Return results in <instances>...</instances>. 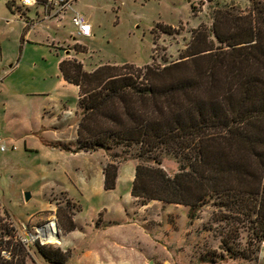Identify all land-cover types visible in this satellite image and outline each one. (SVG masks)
I'll use <instances>...</instances> for the list:
<instances>
[{"label": "rangeland", "instance_id": "obj_1", "mask_svg": "<svg viewBox=\"0 0 264 264\" xmlns=\"http://www.w3.org/2000/svg\"><path fill=\"white\" fill-rule=\"evenodd\" d=\"M5 1L0 0V137L6 140L5 151H0L1 256L8 257L2 250L6 251L7 242L14 239L26 242L27 264H46L35 244L47 250L59 248L67 252L64 264H264V241H254L247 224L225 219L233 215L219 208L218 199H209L193 220L187 217V207L157 201L135 202L128 195L137 163L132 158L118 164L117 193L116 190L104 192L101 171L111 163L110 158L103 151L71 154L44 146L40 137L62 140L65 134L57 129L40 130L56 122L44 116L47 102L31 96L46 89L51 90L52 96L60 93L70 101L76 98V91L71 87L52 89V83L47 85L55 80L58 56L56 50L48 46L50 41L44 39L48 34L56 37L60 44L65 40L70 42L74 32L70 23L73 12L82 13L92 26L91 39H81L84 44L68 46L70 49L79 47L77 52L82 54L72 59L88 72L105 64L142 67L175 62L190 41L192 29L200 24L211 27L214 10L243 12L251 3L247 0H72L60 25L56 20L39 21L31 38L39 42L29 44L23 51L18 50L16 40L23 23L20 20L7 22L10 15L5 11ZM190 4L194 7L193 13ZM27 9V16L34 22L42 19V7ZM157 23L177 30L169 36L155 29V50L151 31ZM64 50L66 46L62 47ZM18 61L19 69L7 78L8 64ZM77 115L79 119L80 111ZM72 135L74 133H67V137ZM36 144L43 150L37 152L33 146ZM63 144L73 149L75 143L63 141ZM162 168L172 175L178 166L172 158L166 157ZM62 183L72 196L79 188L82 198L78 195L70 198ZM25 192L31 195L28 202L24 200ZM97 215V222L103 220V226L111 228L108 235L111 244L99 248L102 260L94 256L95 250L89 245L90 240H97L93 231L89 235L74 231L66 240L69 246L63 244L69 220L76 221L81 230L86 224L93 229V218ZM50 220L57 226L59 243L43 244L39 237L32 240L30 236L36 235L37 228ZM101 233L106 234V231ZM105 250L110 255L120 252L111 259L109 254L105 255ZM84 253L91 255L80 257Z\"/></svg>", "mask_w": 264, "mask_h": 264}, {"label": "trees", "instance_id": "obj_2", "mask_svg": "<svg viewBox=\"0 0 264 264\" xmlns=\"http://www.w3.org/2000/svg\"><path fill=\"white\" fill-rule=\"evenodd\" d=\"M247 1L243 12L214 10L211 27L192 29L172 63L105 64L87 72L75 59L60 61L62 78L78 88L81 117L74 148L52 147L103 151L111 160L103 169L105 191L115 188L118 164L132 158L130 194L138 202L187 207L193 220L215 198L233 215L225 219L247 224L253 240L263 242L264 0ZM155 29L169 36L177 30L157 23L155 50ZM166 157L178 166L172 175L162 168ZM74 228L69 220L64 230ZM35 246L46 264L66 263L67 252ZM5 248L0 264H27L26 244L12 239Z\"/></svg>", "mask_w": 264, "mask_h": 264}, {"label": "crops", "instance_id": "obj_3", "mask_svg": "<svg viewBox=\"0 0 264 264\" xmlns=\"http://www.w3.org/2000/svg\"><path fill=\"white\" fill-rule=\"evenodd\" d=\"M6 3H7V0L5 1V7H6L5 11L10 15L7 18L8 19L7 22L11 23V22H15L16 20H20L23 23L22 27H21L22 32H21V34L18 33L16 40H18V46H17L18 50H23L24 51V48H27V46L29 44H32V43H35V42L36 43L39 42V41H34V40L31 39L32 38V33L35 31V29H33V28L35 26L36 27L38 26L39 21L43 22L45 20H43V18L42 19L40 18V19H36L37 21L34 22L33 19H31V18H29L27 16V12H29V9L25 11L26 14H24V15H22L20 17L19 12H17L15 9H13L14 13L11 12V10H9V8L7 7ZM67 12H68V10L65 13L61 14L59 17L47 19L46 21L50 22L52 20H56L57 21V25H60L61 20L66 17L65 15H66ZM73 13L71 14V16L73 15ZM36 16H38V13L36 14ZM91 29H92V26H91ZM91 38H87V39H91ZM44 39H45V42H49L50 41L51 45L48 44V46H50L51 49L56 50L55 54H56V56H58V60L56 61V67L58 68V72H56L55 80L54 81L50 80V82H47V85L52 83L51 84L53 86L52 89H56L57 87H60V88L71 87V88H73L76 91V98L73 101H70L65 95L60 94V93L59 94L57 93L56 96H52V94L50 93L51 90H46V89L44 91H39L38 93H32L31 94V96L37 97V98H42L43 100H45L47 102V107L43 110L44 116H47V118H52V120H55V122H56V124H54L53 126H50L48 128L47 127H41L40 130L41 131H46L47 129H53V130L57 129L59 131H62L65 134V136L63 137L62 140H49V139H46L43 136L39 138L41 143L44 146H48V147H51L53 149H58V148L52 147L53 145L50 146V145H48V144H46L44 142H55V143L63 144V141H73L75 143L76 139H77L78 124H79V121H80V118L78 119V115H77V113H79V111H80L79 107H78V100H79L78 88L76 86H74L72 84H69L66 81H64V79L62 78L61 73L59 71V63H60V61H62L64 59L77 58L78 54H82L80 52L78 53L77 51H75L74 48L73 49L68 48V46L71 47L74 43L84 44V42H82L81 39H85V38H81V39H77V40H73L72 39L70 42H67L65 40V41H62V44H60L56 40V37L54 38V37H52L51 35H48V34L45 35ZM63 46H66L67 50L62 51V47ZM61 52L64 53L63 56H62ZM19 64H20L19 61L16 62L15 64H12V63L8 64V70L5 73L7 78L13 76L14 73H16V71L20 67ZM97 67H99V66H97ZM97 67H95L94 69H96ZM93 70H91V71H93ZM88 72H90V71H88ZM43 81H45V79ZM71 132L74 133V136L72 135L71 137H67V133H71ZM2 139H3V143H4V146H5V149H6V145H5V141L6 140L4 138H2ZM33 146L35 147V150L37 152H39L40 150H43V148L39 147L37 144L33 145ZM58 150L62 151L60 149H58ZM98 152H100V151L93 152L92 154L98 153ZM67 153H70V152H67ZM81 153H84V152L71 153V154H81ZM133 178H134V173H133ZM133 178H132V180L130 182L128 195H129V197L134 199L135 202H138L130 194ZM101 181H102V190L104 192H114L116 190V193H117V191L119 189L118 172H117V179H116L115 188L113 190L105 191L103 189V181H104L103 169L101 171ZM62 185H63V188L65 189V191L67 192V194L69 195L70 198L75 199V197L77 195L80 197V199L82 198V196H83L82 194L83 193L80 196L79 190H78L79 188H76L77 193L74 196H72L63 183H62ZM116 198H117V196H116ZM118 198H119V200H117V201L118 202L121 201L120 197H118ZM80 201L81 200H79V202ZM116 204L119 205V203H116ZM103 209H106V208H102L101 210H103ZM100 211H99V214H100ZM107 212H105V215H107ZM98 215H97V217L93 218V219H95V221L93 222L95 224L93 229H92L91 226H88V224H86L85 228H82V230H81V227L79 226V224L76 221H74L75 228L72 231H67L66 232L67 235L64 236V238H63V244L65 246H69V244L66 242V240L68 239L69 234L74 232V231L83 232L86 235L92 234L91 231H93V233L95 235H97V240H90L89 245H91L92 248H94V250H95L94 253H93L94 256L97 257V259L102 260L103 257H102V253L99 251V248H104L105 245L111 244L110 238L108 236L111 233V230H110L111 228H110V226L109 227L103 226V223H104L103 220H101L100 222H97V219L99 217ZM103 219H105V218L103 217ZM91 220L92 219H90V222H91ZM116 227H121V225H117ZM116 227L113 226V228H116ZM102 231H106V234H102L101 233ZM89 237L91 239V236H89ZM104 240L107 241V243ZM89 245H87V246H89ZM85 250H87V248ZM117 252H120V251H114V252H112L111 255L109 254L108 250H105L104 253H105V255L109 254L110 255L109 258L114 259L115 255H117ZM89 255H91V254H89ZM89 255H88V253H84L80 257L89 256Z\"/></svg>", "mask_w": 264, "mask_h": 264}, {"label": "built area", "instance_id": "obj_4", "mask_svg": "<svg viewBox=\"0 0 264 264\" xmlns=\"http://www.w3.org/2000/svg\"><path fill=\"white\" fill-rule=\"evenodd\" d=\"M13 9L19 12L20 17L24 15L25 11L29 7L40 6L43 10V20L57 18L61 14L65 13L70 7L72 0H7ZM70 23L73 27L74 32L71 33L73 40L81 38H91L92 29L91 24L87 18L79 12H74L70 18ZM5 146L3 139L0 138V151H4ZM23 240H21L22 242ZM24 244L26 242L23 241ZM264 246V242H263Z\"/></svg>", "mask_w": 264, "mask_h": 264}, {"label": "bare ground", "instance_id": "obj_5", "mask_svg": "<svg viewBox=\"0 0 264 264\" xmlns=\"http://www.w3.org/2000/svg\"><path fill=\"white\" fill-rule=\"evenodd\" d=\"M42 243H59V236L58 231L55 226V222L50 220L47 223L46 230H45V238L41 239Z\"/></svg>", "mask_w": 264, "mask_h": 264}, {"label": "water", "instance_id": "obj_6", "mask_svg": "<svg viewBox=\"0 0 264 264\" xmlns=\"http://www.w3.org/2000/svg\"><path fill=\"white\" fill-rule=\"evenodd\" d=\"M30 198H31L30 193H29V192H25V193H24V200H25V202H28V201L30 200ZM46 226H47V224L44 225V226H42V227L37 228V230H36V235H34V236H30L31 239L34 240V239H36V238H38V237H39L40 239H44V238H45V230H46ZM55 226H56V224H55ZM56 228H57V226H56Z\"/></svg>", "mask_w": 264, "mask_h": 264}]
</instances>
